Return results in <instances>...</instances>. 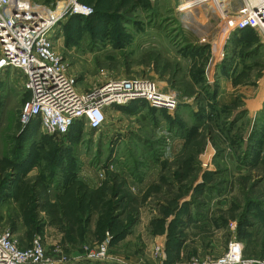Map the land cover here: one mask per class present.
Wrapping results in <instances>:
<instances>
[{
	"label": "rangeland",
	"instance_id": "1",
	"mask_svg": "<svg viewBox=\"0 0 264 264\" xmlns=\"http://www.w3.org/2000/svg\"><path fill=\"white\" fill-rule=\"evenodd\" d=\"M19 1L50 9L67 3ZM79 1L93 14L68 13L54 28L61 60L78 86L87 89L109 74L147 77L175 91L178 105L172 111H151L143 101L133 109L114 105L101 130L78 121L67 139H57L40 133L38 120L19 122L26 100L21 73L0 77V230L21 249L39 237L56 264H106L87 256L107 239L108 257L135 264L134 257L117 255L128 236L125 252L156 264L153 238L132 236L138 208L170 213L191 190L193 209L215 220L207 231L217 245L207 253L211 259L231 240L243 244L245 258L264 259V98L252 105L251 111L260 105L254 114L244 102L246 85L264 95V45L254 30H223L243 1L154 0V18L135 17L138 0ZM227 77L241 92L218 98L219 80ZM168 143L170 166L159 185L137 194L136 182ZM184 161L189 167L182 172Z\"/></svg>",
	"mask_w": 264,
	"mask_h": 264
},
{
	"label": "built area",
	"instance_id": "2",
	"mask_svg": "<svg viewBox=\"0 0 264 264\" xmlns=\"http://www.w3.org/2000/svg\"><path fill=\"white\" fill-rule=\"evenodd\" d=\"M242 1L236 15L226 17L223 30L228 35L234 30L251 28L264 45V0ZM92 12L89 5L79 0H67L55 9L19 0H0V77L12 70L23 76L20 86L28 98L19 111L18 120L22 125L38 120L42 134L67 139L68 130L76 121H84L89 130H101L108 110L114 105L144 101L149 107L168 111L178 105L175 91H164L157 81L147 77L109 74L87 89L78 86L76 76L61 60V43L58 42L61 37L54 38V28L68 13L88 16ZM107 245L108 239L97 247L95 255L91 253L87 257L96 262H108ZM154 245L156 264H163L162 247ZM243 253V244L231 240L221 256L199 257L185 264H264V259L245 258ZM0 264L56 263L46 257L39 237L29 248L21 249L7 231L0 230ZM136 264L144 262L141 259Z\"/></svg>",
	"mask_w": 264,
	"mask_h": 264
},
{
	"label": "crops",
	"instance_id": "3",
	"mask_svg": "<svg viewBox=\"0 0 264 264\" xmlns=\"http://www.w3.org/2000/svg\"><path fill=\"white\" fill-rule=\"evenodd\" d=\"M139 3H136V12L135 17L142 18L143 16H147L148 18L151 16L154 18V15L152 13L154 12V0H146V2L139 1ZM182 8V7H181ZM228 79H220V85H219V94L218 98L222 96H233L234 91L241 92L240 89L236 88L229 77ZM249 86L246 85L247 91V99L245 102V107L248 110V113L253 112L254 114L255 110L258 109V107L252 109V105H255L257 103L256 101H260L264 98V95L260 98L257 94L260 93V88L257 89V91H254V86H251V90L248 88ZM226 89V90H225ZM252 93V95H248L249 93ZM259 92V93H258ZM40 132V130H38ZM41 133V132H40ZM172 146V143H168L161 153L159 157L154 159L155 164L151 165V171L149 173L145 172V174L142 176V179L140 178L138 182H136L135 190H137V194L139 193H146V189L150 187V185L153 186L154 184L159 185V176L161 177L160 172L162 173L163 169H166L169 167V161H168V154L166 151H170L169 147ZM183 143L180 144V147H183ZM174 148V147H173ZM182 150V149H181ZM170 160V159H169ZM149 166V165H147ZM181 166V165H180ZM178 166L182 172L187 171L189 165H185V161L183 162L182 166ZM183 167V168H182ZM187 168V169H186ZM154 172V173H153ZM173 171L171 172V176L173 177ZM183 183H185L184 176L182 177ZM171 183L176 187L178 185H181L179 181L172 180ZM160 188V187H159ZM164 189V186H161V189ZM160 189V190H161ZM159 190V189H158ZM162 192V191H160ZM178 191L177 193H179ZM177 193H169L166 192V195L168 197L172 198H178ZM191 190L183 195L180 196V200H178L177 207H174L172 212L165 213L164 210L161 208L157 209H145V208H138V214L140 216L139 224H137L135 227V232L132 234V236L140 237L141 240L144 238L145 234H148L151 238L154 240V244H158L162 247V260L163 264H184L189 262L191 259L199 258V257H209L207 254L212 248L213 244L216 245L213 238H210V241H208V235L207 234L208 228L210 227V224L213 223L214 217L209 218L208 213H201L200 211H196L193 209L192 202L189 203V200L191 199ZM177 194V196H175ZM202 197V196H201ZM212 201L215 202L214 196H209ZM182 201V202H181ZM145 202V201H144ZM187 204V207L186 206ZM216 207H211L212 210H215ZM167 209V207H166ZM209 212H212L209 209ZM199 215L202 218H199L201 220H194V217ZM149 216V217H148ZM204 217V218H203ZM142 219V220H141ZM146 224V225H144ZM138 229V231H137ZM145 231V233H144ZM128 237V236H127ZM126 236L124 238H121V242L119 245V248H121V252L117 254L118 256L122 258H129L134 257L136 260V263L141 260V256L143 255H128L129 253L125 252V248L123 245H125L128 242V238ZM210 244V245H209ZM217 246V245H216ZM211 247V248H209ZM144 253V252H142ZM110 257V258H109ZM109 260L106 264H121L124 262H121V260L114 257V255H109ZM130 262V259L126 261L125 263ZM135 263V264H136ZM77 264V263H76ZM80 264V263H78Z\"/></svg>",
	"mask_w": 264,
	"mask_h": 264
},
{
	"label": "trees",
	"instance_id": "4",
	"mask_svg": "<svg viewBox=\"0 0 264 264\" xmlns=\"http://www.w3.org/2000/svg\"><path fill=\"white\" fill-rule=\"evenodd\" d=\"M92 14H93V13H92ZM75 15H76V16H82V15H78V14H75ZM88 16H89V15H88ZM245 30H252V29H251V28H244V29H241L240 31H245ZM27 98H28V94H26V99H27ZM134 102H136V103H134ZM143 102H144V101H143ZM133 103H134V104H133ZM144 103H145V102H144ZM145 104H146V103H145ZM129 105L131 106L130 109H133V108H135V107H136V108H139V106H138V105H139V104H138V101H133V102H131ZM129 105H128V106H129ZM126 107H127V105H126ZM147 109H149V110L152 111V110L154 109V107H149V106H148ZM161 109H165V108H161ZM165 110H166V109H165ZM199 115H200V114H199ZM169 120H171V119L169 118ZM32 121H33V120H31V121L28 122L27 124L31 123ZM75 123H78V121L74 122L73 124H75ZM170 123H172V122H170ZM73 124H72V125H73ZM72 125L70 126V128L72 127ZM70 128H69V129H70ZM68 131H69V130H68ZM67 135H68V134H67ZM61 149L63 150V148H60V147L57 148L58 151H61ZM89 210H90V208H89ZM108 211H110V210H108ZM126 232L129 233V232H130V229L127 230ZM128 233H127V234H128Z\"/></svg>",
	"mask_w": 264,
	"mask_h": 264
},
{
	"label": "bare ground",
	"instance_id": "5",
	"mask_svg": "<svg viewBox=\"0 0 264 264\" xmlns=\"http://www.w3.org/2000/svg\"><path fill=\"white\" fill-rule=\"evenodd\" d=\"M219 5V4H218Z\"/></svg>",
	"mask_w": 264,
	"mask_h": 264
}]
</instances>
